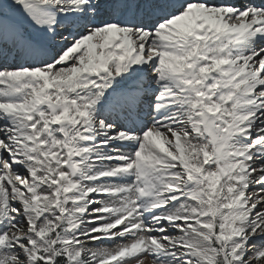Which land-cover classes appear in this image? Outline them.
I'll list each match as a JSON object with an SVG mask.
<instances>
[{
  "label": "snow or ice",
  "instance_id": "snow-or-ice-1",
  "mask_svg": "<svg viewBox=\"0 0 264 264\" xmlns=\"http://www.w3.org/2000/svg\"><path fill=\"white\" fill-rule=\"evenodd\" d=\"M0 264H264V0H0Z\"/></svg>",
  "mask_w": 264,
  "mask_h": 264
}]
</instances>
